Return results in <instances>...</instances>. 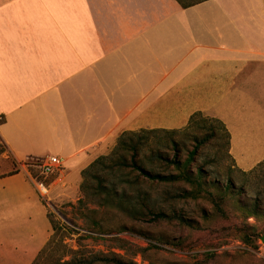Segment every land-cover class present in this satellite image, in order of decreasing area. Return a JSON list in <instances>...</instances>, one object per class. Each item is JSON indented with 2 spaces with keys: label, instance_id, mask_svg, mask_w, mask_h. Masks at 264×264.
<instances>
[{
  "label": "crops",
  "instance_id": "0c3cea01",
  "mask_svg": "<svg viewBox=\"0 0 264 264\" xmlns=\"http://www.w3.org/2000/svg\"><path fill=\"white\" fill-rule=\"evenodd\" d=\"M220 121L243 172L264 162V0H0V264L53 235L27 164L82 172L125 132Z\"/></svg>",
  "mask_w": 264,
  "mask_h": 264
},
{
  "label": "trees",
  "instance_id": "16d2710c",
  "mask_svg": "<svg viewBox=\"0 0 264 264\" xmlns=\"http://www.w3.org/2000/svg\"><path fill=\"white\" fill-rule=\"evenodd\" d=\"M178 1L184 8H188L207 0ZM3 121L0 120V124ZM222 139L226 140L225 145L229 148L230 135L226 127L220 121L205 117L202 113L192 116L189 126L181 131L125 132L119 137L116 147L109 155L99 157L82 172V197L78 201L81 215L87 218L89 214L95 215L104 209L114 211L134 222H176L196 231L214 223H222L226 225L224 228L236 233L244 244L258 249L255 237L264 233V228L250 224L249 220L264 223V193L256 195L255 198H248L246 186H238L240 182L234 178L235 170H230L232 172L227 174L226 180H222L215 175L211 176L206 168L210 162H198L202 149L211 141ZM183 151L186 154L185 159L180 156ZM148 152L149 156L145 157ZM228 157L231 159L230 155ZM263 165L260 164L248 174L235 165L234 167L237 169L236 174L248 176ZM27 168L34 178L41 180L33 174L40 172L37 164H27ZM161 185L177 187L176 194L168 193V198L182 202L209 203L213 212H204V226L184 214L168 213L160 208L153 201L147 187ZM244 196L249 199L248 202ZM89 206H94L95 209ZM49 219L54 235L33 264H137L116 254L94 255L89 259L60 262V256L54 255L55 251L63 250L65 255H74L77 252L63 244V228ZM94 225L99 226L98 222ZM120 231L130 230L124 227ZM131 231L144 235L135 229ZM172 245L182 250L190 248L188 243L184 244L182 241Z\"/></svg>",
  "mask_w": 264,
  "mask_h": 264
},
{
  "label": "rangeland",
  "instance_id": "374dc122",
  "mask_svg": "<svg viewBox=\"0 0 264 264\" xmlns=\"http://www.w3.org/2000/svg\"><path fill=\"white\" fill-rule=\"evenodd\" d=\"M225 142V139L211 141L200 151L199 164L205 161L210 162L206 167L207 170L211 176L215 175L222 180H226L227 174L232 172L230 170H235L234 178L240 182L238 186L242 184L246 186L248 198H255L256 195L263 194L264 165L259 167L254 174L248 176L236 174L237 169L234 167V162L228 157L229 148ZM149 154V152L145 154V157H148ZM5 156L6 148L0 139V161L4 160ZM7 156L13 165V170L19 168L12 158ZM180 156L185 159V152L183 151ZM260 164H264V162ZM34 173L41 179L39 181L50 183L51 190L44 199L49 218L63 228L65 234L63 244L77 252L74 255H65L63 250L55 251L54 255L60 256V262L89 259L94 255L116 254L126 260H133L137 264H264V233L255 237L259 248L254 249L244 244L236 233L224 228L226 225L222 223H214L212 226L196 231L176 222L153 224L134 222L114 211L104 209L95 215L89 214L87 218H84L78 204L82 197L80 189L74 195L71 192H63V189L69 185L66 168H64V177L53 184L51 182L58 178L59 172H54L50 176L41 175L39 171ZM176 189L177 187L164 185L147 187L153 201L160 208L168 213L184 214L198 222L200 226H204L202 216L204 212L212 213L213 207L204 201L182 202L171 197L168 198L167 194H176ZM244 198L248 202L249 199L246 196ZM89 208L95 209L94 206H89ZM95 222H98V227L94 225ZM249 223L264 228L263 222L256 223L254 219H250ZM124 227L130 231H120ZM132 229L144 235L135 234L131 231ZM178 241H182L184 244L188 243L190 248L182 250L174 247L172 244Z\"/></svg>",
  "mask_w": 264,
  "mask_h": 264
},
{
  "label": "built area",
  "instance_id": "2783aa9c",
  "mask_svg": "<svg viewBox=\"0 0 264 264\" xmlns=\"http://www.w3.org/2000/svg\"><path fill=\"white\" fill-rule=\"evenodd\" d=\"M37 165L39 166L41 175L44 176H50L54 172H59L58 178L51 182V184L55 183L58 180H61V178L64 177L65 160L59 156H48L46 158H43ZM35 186L37 192L43 199H45V197L51 190L50 183H46L45 181L37 180Z\"/></svg>",
  "mask_w": 264,
  "mask_h": 264
}]
</instances>
